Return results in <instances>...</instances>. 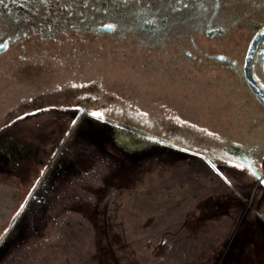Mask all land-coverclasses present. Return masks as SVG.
Listing matches in <instances>:
<instances>
[{
	"label": "flooded vegetation",
	"instance_id": "af4514ba",
	"mask_svg": "<svg viewBox=\"0 0 264 264\" xmlns=\"http://www.w3.org/2000/svg\"><path fill=\"white\" fill-rule=\"evenodd\" d=\"M97 42L106 46H96ZM0 45H6L0 47V71H25L23 85L15 90L9 86L2 95L6 109L3 102L0 104V207L9 205L0 219L10 217L0 222V246L30 199L38 195L46 174L53 173L62 161L63 145L80 120L87 116L111 118L92 115L96 111L90 106L91 98L67 100L56 95L48 100L43 91L32 90L31 85L41 86L47 81L32 79V68L27 65L33 62L32 54L110 55L117 50L129 54L127 58L134 62L151 54L150 64L157 78L124 82L128 95L163 100L166 111L153 110V115L203 119L225 114L231 119L251 120L249 132L241 137L199 139L203 141L201 149L212 151L205 155V163L234 192V200L250 201L243 215L258 216L264 227V107L245 77L249 59L251 77L264 90V0H2ZM145 70H149L147 65ZM159 71H171L180 79H160ZM203 84L211 87L210 93L201 90ZM226 85L229 92L223 89ZM132 86L136 90L130 91ZM192 86L201 91L191 95L195 91ZM143 87L151 88L148 91ZM129 97L127 101L132 100ZM120 100L126 107L121 111L124 117L145 116L146 111L133 108L122 97ZM231 106L236 114L223 110ZM119 125L125 127L115 126ZM137 125L126 128L146 134L155 139L156 147L162 146L164 133H150L143 122ZM190 129L183 131L193 132ZM175 139L180 140L168 139L173 152L192 153L188 151L190 138H185L187 142ZM20 198L23 200L17 208ZM12 205L17 210L9 214Z\"/></svg>",
	"mask_w": 264,
	"mask_h": 264
},
{
	"label": "rangeland",
	"instance_id": "374dc122",
	"mask_svg": "<svg viewBox=\"0 0 264 264\" xmlns=\"http://www.w3.org/2000/svg\"><path fill=\"white\" fill-rule=\"evenodd\" d=\"M96 46L106 44L97 42ZM31 56L33 62L27 65L32 68V79L47 80L41 86L31 85L32 90L43 91L48 100L56 95L63 99L91 98L93 110L111 118L87 116L80 120L63 145L62 161L53 173L46 174L38 195L30 199L0 246V264H218L244 210L251 204L249 200H234V192L205 163V155L212 151L201 149L203 141L199 138L216 141L218 135L228 140L241 137L249 132L251 120L231 119L225 114L203 119L153 115L149 107L142 108L151 105L153 110H166L162 99L150 95L148 99L139 98L137 106L131 105L146 111L144 117H124L121 111L126 107L120 100L122 97L127 101L124 81L157 78L150 64L151 54L135 62L127 58L129 54L117 50L110 55ZM159 73L160 79H180L171 71ZM24 75V70L0 71V104L9 86L15 90L23 85ZM132 87L130 91L136 90ZM228 87L223 89L228 91ZM144 88L149 91L151 87ZM165 89L169 92L168 86ZM192 89L195 91L191 95L201 90L207 94L211 87L203 84L201 90ZM223 110L236 114L232 106ZM139 122L150 133H164L160 134L162 146H125L114 140L115 125L137 127ZM183 128H192L193 132H184ZM174 138L180 142L190 138L192 145L196 140L195 147L189 143L188 151L200 155L176 149L173 152L168 139ZM22 200H16L17 208ZM8 207H0L1 216ZM16 210L12 205L9 214Z\"/></svg>",
	"mask_w": 264,
	"mask_h": 264
},
{
	"label": "water",
	"instance_id": "95a60500",
	"mask_svg": "<svg viewBox=\"0 0 264 264\" xmlns=\"http://www.w3.org/2000/svg\"><path fill=\"white\" fill-rule=\"evenodd\" d=\"M250 60L247 59L245 77L249 88L264 107V90L251 77ZM114 140L125 146L140 144L156 148L155 139L122 126H114ZM112 134V133H111ZM118 145V144H117ZM218 264H264V227L258 216L244 214L239 220Z\"/></svg>",
	"mask_w": 264,
	"mask_h": 264
},
{
	"label": "trees",
	"instance_id": "16d2710c",
	"mask_svg": "<svg viewBox=\"0 0 264 264\" xmlns=\"http://www.w3.org/2000/svg\"><path fill=\"white\" fill-rule=\"evenodd\" d=\"M138 93H139V92H138ZM127 94H128V93L125 92V96H127ZM125 96H124V97H125ZM129 96L132 98V100H135V101H137V100L139 99V97L136 96V94H135L134 96H131V95H129ZM129 96H128V97H129ZM150 96H151V95H150ZM130 97H129V98H130ZM120 98H121V97H120ZM151 98H152V97H151ZM128 103H129L130 105H133V106H134V105L137 106V104H138V102H132V103L128 102ZM133 106H132V107H133ZM136 106H135V108L138 109V107H136ZM150 106H151V105H149V106H147V107H143V106H142V107H143L142 109H143V110H144V109L146 110V109L149 107V110H152V111H153V108H154V107H150ZM154 134H156V133H154Z\"/></svg>",
	"mask_w": 264,
	"mask_h": 264
},
{
	"label": "snow or ice",
	"instance_id": "6c2138e0",
	"mask_svg": "<svg viewBox=\"0 0 264 264\" xmlns=\"http://www.w3.org/2000/svg\"><path fill=\"white\" fill-rule=\"evenodd\" d=\"M0 2H2V0H0ZM0 47H6V45H0ZM92 115H99L98 113H92ZM237 167H242V166H239V165H237Z\"/></svg>",
	"mask_w": 264,
	"mask_h": 264
},
{
	"label": "bare ground",
	"instance_id": "6f19581e",
	"mask_svg": "<svg viewBox=\"0 0 264 264\" xmlns=\"http://www.w3.org/2000/svg\"><path fill=\"white\" fill-rule=\"evenodd\" d=\"M131 88V87H130Z\"/></svg>",
	"mask_w": 264,
	"mask_h": 264
}]
</instances>
